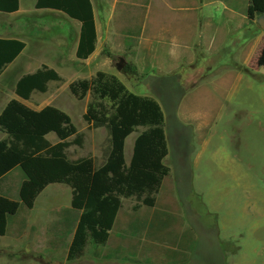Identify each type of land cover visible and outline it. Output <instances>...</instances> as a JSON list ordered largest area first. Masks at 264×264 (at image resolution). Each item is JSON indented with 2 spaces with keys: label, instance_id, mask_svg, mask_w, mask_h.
Instances as JSON below:
<instances>
[{
  "label": "rangeland",
  "instance_id": "1",
  "mask_svg": "<svg viewBox=\"0 0 264 264\" xmlns=\"http://www.w3.org/2000/svg\"><path fill=\"white\" fill-rule=\"evenodd\" d=\"M149 1L91 0L100 21L111 12L110 5L115 4L113 28L117 32L129 25L122 18L131 13L130 5ZM1 17L0 37L20 38L35 47L28 50L26 61L42 58L38 47L42 41L38 34L46 36L47 31L62 37L64 33L70 34L66 25L60 22L50 25L45 16L42 18L38 14L17 16L18 25L12 27V19ZM151 29L149 17L144 24L146 41L142 44V49L148 51L152 45L147 41ZM251 29L250 24V37ZM105 32L102 22L99 54L87 62L68 60L66 49L51 55L52 60L61 68L58 74L65 84L90 80L98 72L113 74L122 83L124 76L130 93L158 103L165 118L167 148L169 150L170 146L171 150L168 166L172 176L153 198L163 221L173 227L191 226L193 245L184 261H167L164 252L173 248L169 237L166 242H150L142 227L150 222L153 211L129 199L122 202L108 243L103 247L88 245L79 260L69 263L66 254L76 216L70 217L63 211L70 208L71 191L65 186H50L39 195L33 210L10 227L9 236L0 238V264H264V149L260 152L245 147L247 139L242 137V130L240 136L234 131L237 118L244 130L254 115L258 119L264 117V83L255 82L260 76L243 70L240 74L246 78H240L237 69L229 66L219 67L206 78H202L205 73L184 71L137 72L134 64L139 52H127L123 45L131 43L113 37L115 53H119L120 48L125 51L124 55H113L104 42ZM254 32L257 44L264 46V30L256 22ZM119 59L125 61L124 68L132 70V74L116 70ZM22 65L16 64L3 76L0 93H11V78L26 70ZM257 66H260L258 60ZM200 78L204 82L199 83V88L196 83ZM63 86L51 85L48 94L35 95L30 104L60 108L80 131L84 126L83 111L90 98L77 102ZM87 130L81 132L85 136L83 148L70 147L68 157L74 161L93 156L99 163L106 134L102 130L93 131L95 134ZM128 147L131 148L127 143L125 157L129 155ZM183 233L172 234L181 237ZM176 239L180 246V239Z\"/></svg>",
  "mask_w": 264,
  "mask_h": 264
},
{
  "label": "trees",
  "instance_id": "2",
  "mask_svg": "<svg viewBox=\"0 0 264 264\" xmlns=\"http://www.w3.org/2000/svg\"><path fill=\"white\" fill-rule=\"evenodd\" d=\"M248 3L246 18L249 22L264 15V0H248ZM18 7V0H0V14H14ZM35 9L59 13L79 24L78 61L84 62L94 53L96 31L90 0H36ZM145 10L146 5L130 7L131 13L122 18L129 24L118 31L121 40L131 43L123 45L126 50H130L141 35ZM24 49L22 41L0 39V77ZM259 63L264 65V48ZM64 84L58 73L42 66L17 81L14 94L21 102L10 101L0 113V133L6 137L0 141V238L8 237L10 227L33 210L45 189L65 186L71 191V202L63 214L76 216L66 254V261L72 263L83 256L88 245L103 247L108 243L122 209V200L135 199L142 208L153 211L147 224L149 239L162 228L172 226L161 219L153 198L169 178L170 170L163 164L168 151L161 107L151 98L130 93L115 76L102 72L90 80L74 81L67 86L75 101L90 98L82 115L87 129L105 131L101 161L98 163L92 156L70 160V147L82 149L85 139L70 117L52 107L37 112L22 103L30 102L33 95L47 93L51 85ZM133 134L138 137L131 161L126 165L124 145ZM49 135H54L58 143L50 144L46 139ZM167 234L171 236L168 240L173 248L164 252L165 258L169 262L184 261L194 242L193 232L185 231L181 237L171 231ZM176 238L180 239V246ZM183 244L187 245L183 247Z\"/></svg>",
  "mask_w": 264,
  "mask_h": 264
},
{
  "label": "crops",
  "instance_id": "3",
  "mask_svg": "<svg viewBox=\"0 0 264 264\" xmlns=\"http://www.w3.org/2000/svg\"><path fill=\"white\" fill-rule=\"evenodd\" d=\"M18 1L19 7L16 13L11 15L0 14V16H2L1 18L12 19L10 27L13 25H18L19 20L15 19L17 16L22 14H38L42 18L45 16L44 18L50 23V25L51 23L56 24L58 22H60L63 26L66 25L70 34H63L62 32L63 37L50 31H47L46 36L38 34L39 39L42 41L38 46L42 55V58L39 61H26L24 59L28 50L32 51L35 49V47L30 43L16 37H0V39L3 40L22 41L25 44V49L22 54L5 69L0 77V81L2 80L3 76L9 72V70L13 69L18 63H22V67L24 66L26 69L21 75L15 74L11 78V93L9 95H5V93L2 92L0 93V113L10 101H20L15 96L14 91L17 81L22 76L34 73L42 66H46L49 69L54 70L56 73H61V68L55 64L56 62L52 60L53 56H51L57 54L58 50L66 49V58L70 61H77L76 51L80 35L79 24L56 12L37 11L35 9L36 0H27L26 2L25 0ZM90 3L95 21L96 44L94 53L85 62H87L95 54H99V25H101L102 22L104 23L106 30L104 36L105 44L112 50L113 55H124L125 51H123L121 48L117 54L112 48V46H114L112 43L113 37H119L118 32L113 28V21L116 20L114 11L116 9L115 4L110 5L111 12H109L103 21H100L97 17L96 10L91 0ZM144 5H146V11L141 19V35L138 38L136 44L130 50H127V52H139V58H137L134 64L135 71H184L200 74L205 73V77L202 78H206L211 77V75L214 73V70L218 69L219 67L226 69L229 66L232 67V69H237L240 78H246L240 73L243 70H247L253 73L254 76L258 75L261 78L259 81H255L253 78L251 79L257 83H264V65L259 63V56L261 55L264 46L260 47V44H257V39L254 32V25L257 18H255L252 22H249L246 18V11L249 8L248 0H150L149 2H143L139 5L132 4L130 7H142ZM117 13V16H120L119 12ZM61 16L65 19H63ZM149 17L151 18L152 23L150 34L151 37L149 40H147L151 41L152 44L150 51L142 49V44L146 41L144 36V24ZM250 24L252 28L251 37L248 31ZM245 29H247V31ZM174 37L176 38L177 43L180 45V48L176 50L178 54L175 57L169 54V50L173 48L172 41ZM60 54H62V52H60ZM257 60L260 66H257ZM109 75L115 76L113 74ZM115 77L119 80L117 76ZM122 78L124 83H122L120 80L119 81L127 88V84L125 82L127 80L124 76H122ZM202 78L198 80L196 87H199L200 82H204ZM64 85L65 86L63 87L67 89L68 84ZM49 90L50 87L47 93L36 95H46L48 94ZM34 96L35 95L31 96V100L34 99ZM30 102L22 103L28 108L37 112L46 107L55 108V106L50 104L43 105L41 107H35L31 105ZM55 109L63 112V110L60 108ZM257 119L258 118L254 115L252 120L246 124V129L244 128L243 130V124H241L237 118V121L234 125V131L237 136H240V132L242 130V137L247 139L245 142V147H253L254 151L259 149L261 152L264 149V117H260L258 121H256ZM85 130H87V127L84 124L83 128L78 132L81 133ZM102 131L105 132L104 130ZM88 132L95 134L93 131ZM165 133L167 136L164 118V134ZM131 136L132 138H130ZM131 136L126 139L124 145V160L126 165H129L131 161L134 142L137 139L138 134H133ZM5 139V135L0 133V141ZM46 139L52 145L58 143V140L54 135H49ZM127 143L131 146V148H127L129 155L127 152L128 157H125V146ZM168 147V154L163 161V164L170 170V177L168 178L170 179L172 176V170L168 165L171 150L170 146ZM253 167H255L254 163ZM147 227V225L143 226L142 231L146 233ZM189 230L192 231L191 226L181 225L180 227H164L161 230L162 233L159 232L156 236H152V239H149L146 234V238L150 242L158 243L167 241V238L171 237L167 234L168 231L177 233L178 231L185 232Z\"/></svg>",
  "mask_w": 264,
  "mask_h": 264
},
{
  "label": "water",
  "instance_id": "4",
  "mask_svg": "<svg viewBox=\"0 0 264 264\" xmlns=\"http://www.w3.org/2000/svg\"><path fill=\"white\" fill-rule=\"evenodd\" d=\"M256 23L259 25V27L264 30V15L260 16L257 20ZM125 61L123 59H119L118 63L116 64V70L118 72H121L125 66Z\"/></svg>",
  "mask_w": 264,
  "mask_h": 264
},
{
  "label": "clouds",
  "instance_id": "5",
  "mask_svg": "<svg viewBox=\"0 0 264 264\" xmlns=\"http://www.w3.org/2000/svg\"><path fill=\"white\" fill-rule=\"evenodd\" d=\"M172 44L173 48L169 50V54L175 57L178 54L176 50L180 48V45L177 43L175 37L173 38Z\"/></svg>",
  "mask_w": 264,
  "mask_h": 264
}]
</instances>
